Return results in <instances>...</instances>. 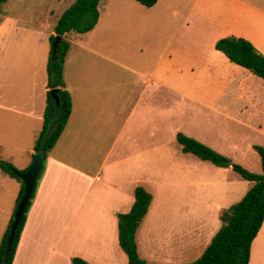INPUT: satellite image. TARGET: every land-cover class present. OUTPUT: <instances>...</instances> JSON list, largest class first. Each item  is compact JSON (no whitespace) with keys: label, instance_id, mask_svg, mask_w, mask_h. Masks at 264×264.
Listing matches in <instances>:
<instances>
[{"label":"rangeland","instance_id":"obj_1","mask_svg":"<svg viewBox=\"0 0 264 264\" xmlns=\"http://www.w3.org/2000/svg\"><path fill=\"white\" fill-rule=\"evenodd\" d=\"M75 1L10 0L4 10L9 12L8 16L0 15V159L13 163L19 171L25 170L38 152L34 147L37 143L34 130L38 119L41 122L40 109L46 100L44 85L39 82L49 79L50 24L54 20L57 23ZM103 2L102 25L91 35V43H99L109 54H132L125 61L146 71L173 45V54H178L175 64L185 73L177 75L175 71L169 78L176 86L168 91V97H158L151 105L148 101L140 105L135 122V148L121 156L130 160L122 163L130 165V173L118 169L116 173L118 179H144L137 185L154 194L151 215L140 228L144 250L145 244L176 242L180 247L185 246L179 262L195 261L222 226V211L239 202L253 184L232 166L219 167L184 153L177 141L178 133L184 132L250 171L261 173L262 160L254 145H264V117L255 118L249 113L252 106L264 111V88L250 93L245 71L235 68L228 76L214 78L210 85L207 74L213 68L209 65L212 61L222 65L220 57L207 52V44L201 50L187 44L183 28L172 44L177 26L170 18L171 9L163 11L166 0L152 7L135 0ZM180 13L183 14L181 7ZM213 51L216 52L214 48ZM32 69L40 70L36 82L31 80ZM230 69L221 70L227 73ZM110 107L106 104L104 110ZM32 109L38 115L30 114ZM224 112L232 117H225ZM132 141L122 144L129 148ZM30 151H33L31 155ZM118 155L117 149L109 159ZM112 164H107L106 171L112 169ZM5 174L0 166V245L21 191L20 181ZM197 227L201 228L195 236L202 237L186 247ZM170 247L173 249L174 245ZM178 255L175 257L179 258Z\"/></svg>","mask_w":264,"mask_h":264},{"label":"crops","instance_id":"obj_2","mask_svg":"<svg viewBox=\"0 0 264 264\" xmlns=\"http://www.w3.org/2000/svg\"><path fill=\"white\" fill-rule=\"evenodd\" d=\"M173 1L172 4L166 0L163 9L164 12L171 9L170 18L177 26L172 35V44L180 37V28H183L187 44H193L200 50L207 44L206 51L221 59L222 65L214 61L209 65L213 68V72L210 70L207 74L210 85L214 83V78L228 76L235 68L245 71L250 93L256 89L263 90L264 80L230 61L224 53L216 50L215 44L224 37H241L251 41L264 54V0ZM102 2L99 6L100 20L94 30L86 34L72 32L67 35L72 48L66 61L65 80L72 96L73 111L63 135L48 155L46 171L13 264H73L74 257L91 264L129 262L128 255L120 245L118 214L132 209L136 199L135 190L140 186L137 184L144 179H118L116 170L130 173V165H122L130 160L121 156L135 148V122L140 105L147 101L151 105V101L158 97H168V91L176 86L170 83L169 78L173 77L175 71L177 75L185 73L179 71L175 64L178 54H173V45L160 55L152 69L146 71L125 61L130 60L132 54H109L98 46L99 43H91V35L102 25ZM8 13L4 12L2 16L7 17ZM55 21L50 24V37L56 34ZM227 67L232 69L227 73L222 72L221 69ZM38 71L32 69L31 80L36 82ZM46 80L39 82L44 85L46 100L40 109L41 122L37 118L35 143L43 129L48 108V77ZM106 104L111 106L107 111L104 110ZM25 106L28 109V105ZM59 112L57 108L52 110V121L58 120ZM34 113L38 115L37 110L32 109L30 114ZM225 113V117L230 116ZM249 114L255 118L264 117V111H257L253 106ZM131 139L133 143L129 148L122 144L123 141L131 143ZM117 149L118 157L110 160L109 156ZM32 161L25 170L32 165ZM109 162L113 163L112 169L106 171ZM119 164L121 167H118ZM126 166H129L128 170L124 169ZM151 207L141 226L147 223ZM140 228L137 242L144 259L155 264H182L179 261L184 255L185 246L180 247L176 242H153L145 244L147 248L144 250ZM200 228L194 229V235H190L186 247L192 240L194 243L198 237H202L200 234L195 236ZM171 245H174L173 249ZM176 253L179 258L175 257ZM173 258L178 262L171 261ZM250 264H264V224L252 245Z\"/></svg>","mask_w":264,"mask_h":264},{"label":"trees","instance_id":"obj_3","mask_svg":"<svg viewBox=\"0 0 264 264\" xmlns=\"http://www.w3.org/2000/svg\"><path fill=\"white\" fill-rule=\"evenodd\" d=\"M10 0H0V14L4 13L5 6ZM102 0H76L67 8L59 18L55 32L51 36V54L49 59V79H48V108L45 113V123L41 130L36 151H44L47 156L44 160V167L39 175L32 199L26 209L22 224L14 241L12 251L7 259L5 252L11 232L14 216L17 212L20 201L25 193V185L17 175L19 171L13 163L0 160V166L4 172L18 179L22 188L10 220L8 229L0 245V264H13L19 247V243L26 226L29 212L34 204L40 182L44 176L49 153L63 135L64 130L70 120L73 111V101L67 89L64 68L68 54L72 48V43L65 38L72 32L87 33L92 31L100 20L99 6ZM142 4L152 7L158 0H137ZM62 36L56 60H53L54 42L56 36ZM216 50L224 53L232 62L246 68L261 80H264V54L249 40L236 36H229L219 39L215 44ZM59 89V95L65 101V107L59 108L53 103L52 90ZM53 104V108L51 105ZM57 108L63 112V117L56 128L50 133L52 124L51 112ZM177 141L184 153L194 154L204 161H210L219 167H230L242 176V178L252 182L253 186L245 196L236 204L226 208L221 213L222 226L217 231L204 253L195 261L182 264H250L252 245L257 238L264 224V146L254 145V149L259 153L262 160V172H252L239 163H235L230 157L218 152L204 142L191 137L184 132H179ZM35 154H33V161ZM31 167V166H30ZM29 167V168H30ZM21 170L20 172H27ZM135 203L127 213H119V237L120 245L129 258L128 264H155L144 259L139 252L137 242V232L148 214L152 205L154 195L146 187L140 185L135 190ZM73 264H91L80 257L72 259Z\"/></svg>","mask_w":264,"mask_h":264},{"label":"water","instance_id":"obj_4","mask_svg":"<svg viewBox=\"0 0 264 264\" xmlns=\"http://www.w3.org/2000/svg\"><path fill=\"white\" fill-rule=\"evenodd\" d=\"M62 36L57 35L56 40L54 42V51H53V60H56V56L59 50L60 43L62 42ZM52 99L53 103H56V105L61 108L62 106L65 107V101L60 97L59 95V89L52 90ZM51 108H53V104L51 105ZM59 118L56 121H52L51 127H50V133L56 128V126L60 123L63 117V112H59ZM52 116V113H51ZM47 156V153L44 151H38L35 155V160L29 170L27 172H20L16 171L17 175L21 178V180L24 182L25 185V193L20 201V204L18 206L17 212L14 216V221L11 226V232L8 239V245L5 252V259H7L12 251V247L14 244V241L17 237L19 228L22 224L24 214L26 212V209L29 205L30 200L32 199L37 181L39 179V175L43 170L44 167V160ZM233 162L231 163V166H233Z\"/></svg>","mask_w":264,"mask_h":264}]
</instances>
